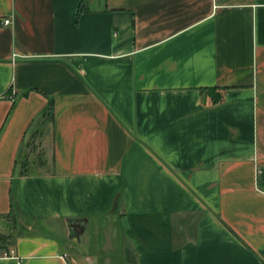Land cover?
<instances>
[{
  "label": "crops",
  "instance_id": "0c3cea01",
  "mask_svg": "<svg viewBox=\"0 0 264 264\" xmlns=\"http://www.w3.org/2000/svg\"><path fill=\"white\" fill-rule=\"evenodd\" d=\"M0 264H264V0H0Z\"/></svg>",
  "mask_w": 264,
  "mask_h": 264
},
{
  "label": "rangeland",
  "instance_id": "374dc122",
  "mask_svg": "<svg viewBox=\"0 0 264 264\" xmlns=\"http://www.w3.org/2000/svg\"><path fill=\"white\" fill-rule=\"evenodd\" d=\"M39 147H37V145L34 143H30V145H29V147H28V149L25 151L26 152V156H30L31 158L30 159H32V158H34V159H36V157L39 155Z\"/></svg>",
  "mask_w": 264,
  "mask_h": 264
},
{
  "label": "built area",
  "instance_id": "2783aa9c",
  "mask_svg": "<svg viewBox=\"0 0 264 264\" xmlns=\"http://www.w3.org/2000/svg\"><path fill=\"white\" fill-rule=\"evenodd\" d=\"M8 21H9L8 18H3V19L1 20L2 23H7Z\"/></svg>",
  "mask_w": 264,
  "mask_h": 264
}]
</instances>
